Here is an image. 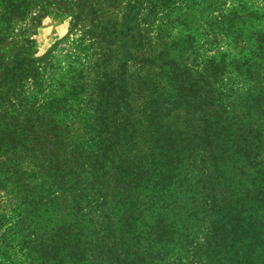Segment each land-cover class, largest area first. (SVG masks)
I'll use <instances>...</instances> for the list:
<instances>
[{"label":"trees","instance_id":"1","mask_svg":"<svg viewBox=\"0 0 264 264\" xmlns=\"http://www.w3.org/2000/svg\"><path fill=\"white\" fill-rule=\"evenodd\" d=\"M3 1L8 25L69 21L63 60L0 56L24 264H264V27L232 45L237 6L194 29L196 0Z\"/></svg>","mask_w":264,"mask_h":264},{"label":"rangeland","instance_id":"2","mask_svg":"<svg viewBox=\"0 0 264 264\" xmlns=\"http://www.w3.org/2000/svg\"><path fill=\"white\" fill-rule=\"evenodd\" d=\"M3 6L4 1L0 0V56H11L13 59H17L20 52L19 45L24 43L23 39L31 38L33 46L27 54H22L23 56L29 57L31 61L37 64H42L48 55H51L52 61L63 60L70 45V38H66L69 22L67 17L48 15L43 17L37 25H32L29 21L26 24L15 22L8 25L3 17ZM232 6H237V10H235L233 17L229 15L227 20L230 21L234 32H230L231 36L228 37L227 41L232 45L253 44L255 38L262 36V32H260L257 36L251 37L250 32L264 27V19L260 18V13L264 12V0H210V3L207 2L206 4L202 0H196L193 9L200 12L201 16L192 22L186 18L178 27L188 25V27L200 29L207 25L205 24V17L216 16L219 12L231 14L228 9ZM181 7L184 9L185 6L182 5ZM224 48L223 46L219 50H224ZM228 50L231 53L235 51H231V48ZM259 67L264 73V51ZM0 234L5 241L9 242L8 245L11 247L9 251L13 253L10 260H6L5 255L0 257L1 264H24L21 253L23 226L20 208L13 192L2 187H0Z\"/></svg>","mask_w":264,"mask_h":264}]
</instances>
